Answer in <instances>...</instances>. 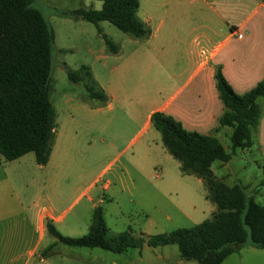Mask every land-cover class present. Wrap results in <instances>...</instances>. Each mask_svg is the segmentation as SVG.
I'll list each match as a JSON object with an SVG mask.
<instances>
[{
    "label": "crops",
    "instance_id": "crops-1",
    "mask_svg": "<svg viewBox=\"0 0 264 264\" xmlns=\"http://www.w3.org/2000/svg\"><path fill=\"white\" fill-rule=\"evenodd\" d=\"M138 1V17L143 13L142 2L154 4L152 14L147 13L142 19L139 17L150 27V36L146 44L135 48L121 67L113 68L112 81L107 89L95 76L108 100L100 102L90 113L97 115L105 109L102 105L107 104L111 119L114 121L115 116L122 115L124 127H131V123L137 124L142 120L133 142L145 139L150 147V140L159 138L151 124V116L164 112L187 131L216 137L231 152L230 143H224L223 138H230L233 129L219 125L225 107L219 96L215 75L220 69L239 95L246 94L264 79V0ZM62 12L59 13L62 15ZM238 34L243 37L238 38ZM101 58L108 59V55L103 52ZM128 81L130 85L126 87ZM163 92H166L165 96ZM258 104L262 114L252 135L253 146L245 150L236 149L229 162L217 161L212 170L228 186L241 185L256 203L264 205V186H261L264 171L260 167L264 163V98H260ZM237 150L242 151L240 158L243 160L238 171L234 169V165L238 164ZM52 155L53 151L50 160ZM163 155L166 161H170V155ZM4 163L0 159V169L6 170ZM252 168L254 171L251 174L242 173ZM10 179L8 173L0 170V186L11 184ZM40 180L37 179V184ZM52 181L49 175L43 178V187L37 189L30 204L20 203L21 213L13 209L9 199L0 195V264H53L52 257L48 256L50 250L47 249L56 247L58 241L48 233V223L62 235L77 238L87 234L96 208L102 207L105 217V199L99 194H89L92 187L75 199L73 205L85 200L77 215L68 219L67 210L58 217L54 216L41 206V201L50 197ZM208 210L212 215L215 207L209 206ZM150 249L153 248L145 246L141 250L136 249L142 261L144 255L153 253L160 264L188 262L181 259L180 253H165L163 247ZM255 250L249 245L242 247L224 263L233 259L234 255L242 262L245 257L255 256ZM130 251L117 254L122 258H115L112 264L134 263ZM55 254L60 264L92 262L85 261L82 252L77 250L63 249ZM152 262L149 260V264Z\"/></svg>",
    "mask_w": 264,
    "mask_h": 264
},
{
    "label": "rangeland",
    "instance_id": "rangeland-1",
    "mask_svg": "<svg viewBox=\"0 0 264 264\" xmlns=\"http://www.w3.org/2000/svg\"><path fill=\"white\" fill-rule=\"evenodd\" d=\"M34 6L51 24L55 35L50 92V101L57 114L53 155L43 167L36 163L34 153L13 163L5 162L6 170H0L8 173L11 184L0 186V190H5L0 191V195L9 199L13 209L21 213L20 203L30 204L37 189L43 187V178L49 175L53 178L52 191L48 199L41 201V206L56 217L69 210V219L78 214L85 202L73 205L75 199L92 187L89 194H99L105 199V218L111 235L131 231L135 236H153L191 228L198 222L211 219L208 208L213 205L205 198L203 182L195 176H183L177 167L179 163L172 157L166 161L163 154H170L159 133L155 131L160 139L150 140V147L145 139L133 142L142 120L124 127L122 115L115 116L113 121L111 111L106 109L107 104L102 105L105 109L97 115L90 113L100 102L88 97L82 83L75 84L68 79L69 69L77 71L87 66L93 78L97 76L107 89L112 81L113 68L121 67L136 47L146 44L147 38L137 40L109 22L95 25L59 13L79 8L99 10L102 8L100 1L35 0ZM153 6L142 2L140 19L147 13L152 14ZM104 36L119 47L117 54L109 51ZM103 52L108 59L101 58ZM129 85L128 81L126 87ZM162 95L165 96L166 92ZM223 139L231 147L230 138ZM241 152L237 150L236 171L243 163ZM253 171L252 168L242 173L249 175ZM37 179H41L38 184ZM63 249L81 251L85 261H92L91 264H112L115 258H122L100 248L74 249L58 242L48 252L53 264H60L55 253ZM163 249L167 254L180 253L176 245ZM254 252L255 256L245 257L242 262L234 255L224 264H264V251L256 248ZM129 255L134 263L120 264H149V260L153 261L151 264H160L153 253L144 255V261L136 249H131ZM186 264L197 263L188 261Z\"/></svg>",
    "mask_w": 264,
    "mask_h": 264
},
{
    "label": "trees",
    "instance_id": "trees-1",
    "mask_svg": "<svg viewBox=\"0 0 264 264\" xmlns=\"http://www.w3.org/2000/svg\"><path fill=\"white\" fill-rule=\"evenodd\" d=\"M100 11L79 8L63 16L98 25L109 22L123 33L143 40L150 29L139 19L138 0H99ZM35 0H0V156L6 162L34 153L36 163L48 164L56 134V110L50 101L55 35ZM109 51L119 47L104 36ZM68 79L82 83L91 100L105 103L108 98L90 71L68 70ZM220 99L225 107L220 127L233 129L231 152L211 135L190 132L164 112L151 116L167 152L180 165L183 176H195L206 188V200L214 207L211 219L191 228L176 229L153 236H135L131 231L111 235L102 207L92 213L87 234L73 238L62 235L51 223L48 233L73 248H100L122 254L145 246L176 245L184 261L197 264H223L245 246L264 250V205L255 202L241 185L228 186L212 170L215 162H229L236 149H250L258 127L264 98V79L246 94H237L218 69L215 75ZM264 171V163L260 164ZM264 186V179L261 182ZM49 247L47 251L51 250Z\"/></svg>",
    "mask_w": 264,
    "mask_h": 264
},
{
    "label": "built area",
    "instance_id": "built-area-1",
    "mask_svg": "<svg viewBox=\"0 0 264 264\" xmlns=\"http://www.w3.org/2000/svg\"><path fill=\"white\" fill-rule=\"evenodd\" d=\"M243 37V35L242 34H238V38H242Z\"/></svg>",
    "mask_w": 264,
    "mask_h": 264
}]
</instances>
